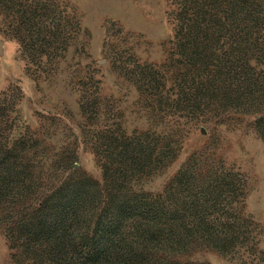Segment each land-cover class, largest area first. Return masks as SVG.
Instances as JSON below:
<instances>
[{
	"label": "rangeland",
	"instance_id": "1",
	"mask_svg": "<svg viewBox=\"0 0 264 264\" xmlns=\"http://www.w3.org/2000/svg\"><path fill=\"white\" fill-rule=\"evenodd\" d=\"M253 1L199 0L227 21L207 26L185 13L190 0H0V264H48L11 239L42 202L77 195L92 215L107 193L182 198L163 227L185 243L152 264H264V0ZM190 18L209 27L197 48ZM104 178L101 201H83ZM125 221L117 231L138 241Z\"/></svg>",
	"mask_w": 264,
	"mask_h": 264
},
{
	"label": "trees",
	"instance_id": "2",
	"mask_svg": "<svg viewBox=\"0 0 264 264\" xmlns=\"http://www.w3.org/2000/svg\"><path fill=\"white\" fill-rule=\"evenodd\" d=\"M190 1H193L195 5L189 11L185 9L187 11L185 13L195 18L203 17V25L204 23L207 25L212 19H215L217 24L227 22L224 16L215 12L213 6L208 10L207 6H204L206 4L202 5L199 0ZM211 1L213 2L212 5L217 4L219 6H230L232 2V0ZM250 3L247 8L251 10L254 7V1L250 0ZM203 14L208 16H203ZM190 19L191 29L185 35L192 39L189 44L190 48H197L196 46L202 43L201 40L211 38L207 31L209 27H207V33L200 34L202 28L192 24L194 18ZM256 123L264 125V118L259 117L256 119ZM259 127L264 134L262 126ZM123 138V144L126 147V155L123 154V156L126 159L139 163L146 157L143 152L139 155L137 141H131L130 137ZM106 172L105 170V176ZM82 177L92 181L88 176L83 175ZM104 181L105 188L98 189L94 186L92 200H87L86 197L83 201L91 202L99 199L101 201L102 191H106L108 186L106 178ZM81 194L82 192L78 195ZM112 194L107 193L105 195V201H102L104 208L101 212L98 214L93 209L92 215L89 207L88 209L81 208L69 200L77 195L68 196L65 200V196L62 194L58 204L54 205L48 204L46 201L42 202L38 209L29 212L28 219L22 217V220L20 219L13 224L11 239L14 244H19L24 256L35 262L41 259V262L48 264H135L138 258L139 264H152L155 259L161 261L157 255L163 253L165 249H170L163 247L164 245L173 243L176 245L178 239L179 245L185 243L184 240L180 239L182 233L165 238L163 227L165 222L171 220L170 216L175 211H180L178 201L182 198L159 196L150 199L148 194L141 193L139 194V202H130V196L126 200L124 198L114 199ZM132 216L135 217L134 220H129ZM123 221H131L136 227L139 226L138 241L131 242V239L124 238L126 236L124 232L117 231V224H122ZM91 222H94L91 232L86 229L81 231L83 227L88 228ZM177 226L179 230H183L187 224H182L181 221L178 222Z\"/></svg>",
	"mask_w": 264,
	"mask_h": 264
}]
</instances>
